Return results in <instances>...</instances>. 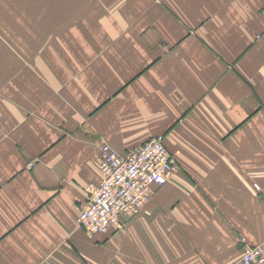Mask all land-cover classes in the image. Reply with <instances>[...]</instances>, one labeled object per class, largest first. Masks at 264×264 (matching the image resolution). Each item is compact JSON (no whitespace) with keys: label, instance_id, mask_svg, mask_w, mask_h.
I'll list each match as a JSON object with an SVG mask.
<instances>
[{"label":"crops","instance_id":"0c3cea01","mask_svg":"<svg viewBox=\"0 0 264 264\" xmlns=\"http://www.w3.org/2000/svg\"><path fill=\"white\" fill-rule=\"evenodd\" d=\"M0 15V264H232L264 244V0H6ZM158 134L177 169L148 213L89 237L76 216L102 145Z\"/></svg>","mask_w":264,"mask_h":264},{"label":"built area","instance_id":"2783aa9c","mask_svg":"<svg viewBox=\"0 0 264 264\" xmlns=\"http://www.w3.org/2000/svg\"><path fill=\"white\" fill-rule=\"evenodd\" d=\"M261 35L257 34L256 38ZM95 165L102 180L86 186L87 199L76 216V223L89 237L121 229L123 216L148 213L146 205L154 187L177 169L163 134L151 137L125 154H118L108 144H103L95 157ZM255 188L262 194L264 204V190L257 184ZM232 264H264V244H246Z\"/></svg>","mask_w":264,"mask_h":264},{"label":"rangeland","instance_id":"374dc122","mask_svg":"<svg viewBox=\"0 0 264 264\" xmlns=\"http://www.w3.org/2000/svg\"><path fill=\"white\" fill-rule=\"evenodd\" d=\"M2 5H6V0H0V7H2ZM1 15H3V14H1ZM1 15H0V21H2L1 20ZM5 16H7V14H5ZM261 37V36H260ZM165 137V136H164Z\"/></svg>","mask_w":264,"mask_h":264}]
</instances>
